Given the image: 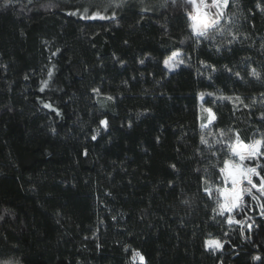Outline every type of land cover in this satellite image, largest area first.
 Instances as JSON below:
<instances>
[{
	"label": "trees",
	"instance_id": "obj_1",
	"mask_svg": "<svg viewBox=\"0 0 264 264\" xmlns=\"http://www.w3.org/2000/svg\"><path fill=\"white\" fill-rule=\"evenodd\" d=\"M3 3L0 264H133L134 250L144 264H264L259 205L245 196V212H234L255 220L241 235L212 219L202 183L214 178L220 131L245 143L264 136V0H230L225 34L200 45L186 39L184 9L172 0ZM85 9L109 18H82ZM176 50L185 63L169 72L163 60ZM236 96L248 107L218 98ZM204 108L216 118L209 129L200 127ZM257 162L264 167V158L246 161ZM209 238L223 250L206 252Z\"/></svg>",
	"mask_w": 264,
	"mask_h": 264
},
{
	"label": "snow or ice",
	"instance_id": "obj_2",
	"mask_svg": "<svg viewBox=\"0 0 264 264\" xmlns=\"http://www.w3.org/2000/svg\"><path fill=\"white\" fill-rule=\"evenodd\" d=\"M29 2H31V0H29ZM122 2H124V0H122ZM178 2L184 9L187 20V30L190 33V36L186 39H193L196 45H200L202 41L215 42L217 35L225 34V27L221 21H226L228 24L233 22V17L228 14L230 0H172L173 4ZM11 3L12 0H4L3 7H8ZM116 6L120 7L121 5L117 4ZM233 6L238 7L235 3H233ZM257 7L264 12V7H260V5H257ZM84 11L85 16L82 18H109L101 16L99 12L89 16L87 9ZM140 11L147 12L149 9L141 8ZM69 14L74 15L75 13ZM141 19H143V16H141ZM227 35L231 36V39L227 40V44L231 45L233 41L237 39V36L230 31ZM181 43H184V41H181ZM216 50L220 51V48L217 47ZM55 54L56 53H53V55ZM182 57L183 54L181 51H173L171 55L163 60L164 68L169 72L174 71L176 67L185 63V60ZM139 62L143 64L144 60L141 59ZM201 63L203 64V62ZM204 66L210 67L208 65ZM225 70L228 72L232 71V69L227 66H225ZM212 71L214 72L216 69L212 67ZM234 74L243 79L240 72H236ZM249 75L257 80L261 79V73L257 72L256 69H252ZM48 77L49 79L52 77L51 69L48 71ZM27 78L28 77L26 76L25 79ZM47 87L48 81H42L40 91L43 92ZM93 92L96 95H100L99 89H93ZM209 95H211V93H209ZM200 98L201 100L204 99L203 93L200 94ZM218 98L245 104L244 100L239 96L234 98ZM108 99L112 98L108 97ZM255 102L256 101H253V103ZM43 107L56 112L57 115L60 114L59 111L53 108L50 103H44ZM201 107H203V105ZM245 107H248V105L245 104ZM203 111L208 114L207 122L201 123L200 127L201 129H209V125L213 123L215 116L211 108H204ZM261 118L264 119V116ZM100 125L106 129L108 126L107 119H102L100 121ZM129 127H131L130 124ZM230 132L226 133L224 131H220L219 139L215 140V143L222 145V147L211 152V156L216 158L215 162L211 163V168L215 169V173H213L214 178H210L208 175L202 177V183L205 185L203 191L205 195L209 199L214 200L215 203V207L213 208L214 215L212 219L215 220L217 216L222 217L223 221L221 222H226L229 226V230H231V226L235 224L239 226L240 233L243 235L245 226L248 231H251L255 224V220L252 217H247V219L244 220H238L233 215V213L237 210L241 213L245 212V209L248 207L245 202V196L250 197L252 202L259 205L260 216L264 217V200H262V198H264V175L261 174L264 172V167H262L259 162H257L254 166L246 163V161H259L261 158H264V136H261L259 139H253L250 143H245L241 140L239 133H235L234 140H225L224 137L229 136ZM208 135H212L210 130ZM92 139L95 140L96 135H93ZM200 143L209 149L213 148V145L209 143V139L206 138L205 135H201ZM85 155H87L86 152ZM171 167L175 169V165H171ZM205 172L207 173L208 169H205ZM257 193L259 195H257ZM184 203H188V201H184ZM226 213L227 215H225ZM0 219H2V217H0ZM249 220H251L252 223H249ZM224 235L227 236L228 232L226 231ZM224 243L225 242H222L220 239L209 238L204 241L203 247L206 252H210L215 255L216 252L223 250ZM137 259L139 260V264H144V256L140 252L134 250L132 252L133 264H135ZM253 259L259 261L261 260V257L259 255L253 256ZM4 264H10V262H4Z\"/></svg>",
	"mask_w": 264,
	"mask_h": 264
},
{
	"label": "rangeland",
	"instance_id": "obj_3",
	"mask_svg": "<svg viewBox=\"0 0 264 264\" xmlns=\"http://www.w3.org/2000/svg\"><path fill=\"white\" fill-rule=\"evenodd\" d=\"M214 116H215V115H214ZM215 119H216V118H215ZM215 119L213 120V123L215 122ZM213 123H212V124H213ZM212 124H211V125H212ZM211 125H209V126H211ZM226 214H227V213H226ZM233 214H234V213H233Z\"/></svg>",
	"mask_w": 264,
	"mask_h": 264
}]
</instances>
